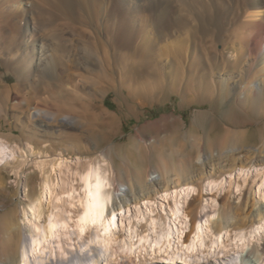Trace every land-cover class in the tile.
<instances>
[{
  "label": "rangeland",
  "instance_id": "374dc122",
  "mask_svg": "<svg viewBox=\"0 0 264 264\" xmlns=\"http://www.w3.org/2000/svg\"><path fill=\"white\" fill-rule=\"evenodd\" d=\"M261 11L260 15L264 17V0H0V96L2 94V97L4 96V98L1 97L4 99L3 101L0 98V110H3L0 114L1 116L2 113L6 114V118L0 116V140L6 142L7 139L1 138V136H11L6 142L9 144H6L7 147L0 161V219L3 216L7 217V219L3 218L5 221L8 220L6 224L15 227L10 234L15 243L28 235L23 213L29 215V208L25 205L29 198L36 197L39 193L41 178L45 171H51L52 179H55V182L51 181V186L53 185L51 191L49 190L51 193L44 194L42 200L44 215L49 212L53 203H62L64 204V212H62L64 217L73 223L72 210L75 208L64 201L69 198L67 189H70L71 185L76 186L80 169L86 164L101 159L104 161L103 163L110 166L113 172L112 164H109L113 156L112 152L116 148L127 146L130 140L138 142V137L144 144L142 145V154L145 158V152L152 158H159L161 155L167 156L172 151L170 149V138L173 135L171 129L178 123L179 128L176 130L181 136H186L189 131L194 134L195 138L199 135L197 132H201L200 128L208 127L207 122L197 116L198 113L206 111L208 105L185 102L177 93L168 95L161 102L153 100L154 102H150L146 106L129 107L125 101L123 103L121 100L123 77L125 74L130 77L134 76L133 72H129L128 69L142 67V80L154 84L159 80L160 74L164 76L166 72H169L173 75L176 64L180 62L183 78H185L190 72L187 68L188 58L195 49L202 64L194 66L193 70L202 71L203 68L210 70L207 78L204 79L197 75L195 80L211 81L210 91L216 92L219 86L216 88L213 82L219 76H224L226 71L231 76H236L240 72V67H235L230 71L228 65L231 60L235 59L236 61V51H239L240 54L244 53L250 38L256 33L254 27H249L246 24L253 18L252 16ZM263 17L261 19H264ZM262 21L264 23V20ZM261 33V38L264 39V29ZM34 39L49 44L50 49L47 53L50 55L49 61L53 66L57 62L55 65L57 68L53 71L55 73L52 72L50 76L43 77L45 81L43 83L41 82L42 75L37 67V58L41 54L40 45L35 46V55L31 59L29 45ZM179 44L183 46H179ZM178 47L183 48L181 59L177 53L176 48ZM228 52L229 54H227ZM215 61L219 63L216 73L211 71L212 67L209 68ZM29 63H32L31 69L28 68ZM132 81H134V77ZM41 83L51 92L48 93L46 90L47 92L35 93L34 91L39 88ZM6 88L11 90L10 93L15 89L13 93H19V98L34 94V97H37L35 103L27 109L22 100L13 99L11 94H8L9 97L6 95V99ZM3 89L6 91H2ZM53 93L54 96L63 94L61 98L65 102H71L68 98H72V96L80 98H85L87 95L92 96L97 100L95 103L102 110L116 118L115 124L110 129L113 134L112 139L107 143H100L99 140L93 139L89 133L85 132L82 117L70 115L66 111L57 114L54 106L49 103L52 101L49 98L54 97L51 96ZM46 98V102L41 101ZM61 98L56 97L55 99L62 100ZM16 101L20 103V108L13 107V104L16 105ZM234 101L239 102H235V106L240 109L242 107L241 100L229 95L222 99L219 107L226 110L228 105H233ZM42 105L49 106L53 114L42 113L32 120L30 115H36L34 107L39 106L44 109L45 107ZM163 117H169V124L163 122L164 125L159 128V121ZM223 117L225 118V114L223 116L219 111L215 119L222 124ZM40 121L48 122L47 126L43 127L45 132L37 131L40 129ZM261 122L264 123L263 120L250 122L251 129ZM261 127L260 132H250L248 137L249 140L254 137L253 143L264 138V125L262 124ZM98 130L102 133L108 129L102 126L98 127ZM214 133H217V130ZM75 136L78 137L77 140H72L71 138ZM195 138L192 139V143L196 150L197 143L202 142ZM45 143H48V146L43 147ZM128 157L123 156L122 161L116 159L117 165L114 166L115 169L119 168V163H121L124 168L125 181L123 184L125 187L123 186L122 189L126 195L131 194L133 190L136 171L140 172L142 177L144 176V180L152 172L156 175L164 173L162 164L159 163L160 160L159 162L146 160L143 167H138L134 162L137 157L134 149L129 150ZM175 171L168 169L166 174L172 176L177 172ZM234 173L232 180L240 181L243 174L241 173V177H238L237 173L240 172ZM190 176L191 174L186 176L189 181L183 180L182 182H192ZM229 176V174H225L224 181H228ZM193 183L195 186L197 185L196 182ZM64 190L65 192H63ZM203 192V204L209 208L204 209L199 216L201 223L206 224V213L216 214L215 220L218 218V214L217 210L212 212L215 210L211 207L213 193ZM161 194L164 193L153 195L148 200H141L138 206L128 203L129 205L116 211V245L120 244L122 240H130V236L133 241H136L137 237L146 235L149 232V221L153 218L157 219L154 220L156 226L163 223L160 221L161 218V220L166 219L169 222L171 203H173L171 201L173 200L170 197V199L162 198ZM118 201L116 202L118 203ZM147 201L149 211L143 215L142 212L144 213L143 210L146 208L143 204H147ZM18 202H23V204ZM216 203V208H218L219 201L216 200ZM135 210H139L142 216H135ZM7 212L10 215L7 216ZM158 220L159 222H157ZM182 220L181 216L179 226L184 227ZM148 223L149 225H147ZM16 225H20L21 229L19 227L20 230L16 229ZM207 225L211 236L216 237L212 223H207ZM131 230L133 231L132 235ZM69 231H72V226L69 227ZM14 232L15 234L20 232L22 237L18 234L17 237ZM183 232L184 239L188 231L183 230ZM227 234L230 235L229 232ZM69 237L71 240L67 239L69 244L66 240L65 248L71 249V254H66L64 260L78 255L86 236L82 240L75 239V235L72 234ZM6 238L7 236L4 235L1 239L0 253H2V241ZM175 238H172L173 244L177 241ZM222 239L223 241L227 240L226 236H222ZM226 243L227 241L224 242V244ZM263 243V240L259 241V245ZM247 250L242 253V256L240 255L242 260L239 264H251L250 258L246 257ZM82 255L89 257L94 254L87 249ZM147 257L149 256L146 254L142 256L143 264H161L158 259L150 257L147 259ZM60 258L52 257L46 261V264H56ZM132 259L134 258L132 257ZM180 261L182 262V260ZM115 264L134 263L117 256ZM207 264H226V257L221 256L215 261L211 259Z\"/></svg>",
  "mask_w": 264,
  "mask_h": 264
},
{
  "label": "bare ground",
  "instance_id": "6f19581e",
  "mask_svg": "<svg viewBox=\"0 0 264 264\" xmlns=\"http://www.w3.org/2000/svg\"><path fill=\"white\" fill-rule=\"evenodd\" d=\"M261 13L262 11L258 12L257 15L252 16L253 18L249 16L252 19L249 20L246 25L254 27L256 33L250 38L244 53L240 54L239 51H236V61L235 59L231 60L228 65L230 66V71L235 69V67H240V72L236 76H231L227 73L228 71H226L224 76H219L218 79L213 82L216 88L219 86L216 92L210 91L212 82L204 80L209 76L210 70H205V68H203L202 71L193 70L194 66L202 64L201 58H199L195 49L188 58L187 68L188 72H190L185 78H183V72L180 68V62L178 61L179 58L181 59L183 49L181 47L176 48L178 50V52H176L180 57L177 59L179 64L176 62L177 64L173 75L169 72H166L164 76L160 74L159 80L154 84H150L142 80L143 70L142 67H139L128 69L129 72H133L134 81H132L133 77H130L128 74H125L123 77V84H121V100L122 102L125 101L129 107H136L135 105L146 106L148 103L154 102L153 100H159V102H161L168 95L173 93L180 95L185 102L189 101L188 103L191 104L198 103L201 105H208L206 111L197 114V116H200L207 122L208 127H206V129L202 127L200 128L201 132H197L199 135L196 134V138L202 143H197L198 147L196 150L193 148L194 145L192 143V139L195 138L193 136L194 134L188 131L186 136H181L176 130L179 128V123L174 126V128H170L172 130L171 134L173 132L170 138V149H172V151H170L167 156L161 155L159 158H152L145 152V158L142 154V145L144 144L140 137H138V142L130 140L127 146L116 148L114 151L110 148L111 151H113V156L111 153L112 157L109 164H112L111 167L113 172L109 165L103 163V160L93 159L94 161H91V163L88 162L89 164H86L80 169L76 186L73 187L71 185L70 189H67L69 198L64 202H68L71 207L73 206L75 208L72 210L74 214L73 223L64 217L62 213L64 212V204L62 203H53L49 212L47 211L48 213L44 215L45 211L43 209L42 200L44 194L46 195L48 192L50 194L51 187H53V185L51 186L53 175H51V171H45V174L41 178L39 193L36 197L29 198L26 205L24 204L29 208V215L25 214V212L23 213V220L28 228V235H26V237L24 236L21 240L17 238L19 242L15 243L13 238L10 237L15 227L6 224L8 220L5 221V219H7V217L5 218L3 216L5 219L3 220L2 217V219H0V242L4 235L7 236L1 244L2 253H0V264H46V261L52 259V257H61L56 264H115V258L117 256L129 260L134 264H143L144 259H142V256H144V254L151 259H158L161 264H177L181 262L180 260H182L181 263L183 264H207L209 260L212 259L215 261L221 258V256L226 257V264H239L242 260V253L247 249L246 257H248V259L250 258L251 264H264V243L259 245L260 240L264 241V138L260 139L259 142L253 143L255 140L254 137H251L250 140L248 137L251 131L253 133L260 132L262 130L261 125H264V123L261 122L251 129L252 125L250 123L258 120H263L264 122V39L261 38V31L264 29L262 20L264 19H261L263 17L260 15ZM182 16L180 17L182 18ZM177 17L179 18V16ZM184 42L186 43V41ZM37 45H40L41 49V54L38 56L39 58L36 57L38 59L37 67L42 75L41 79H43V77L50 76V73L57 68L55 67L57 62L54 63L53 66L49 61L50 55L47 54L50 49L49 44L35 39L31 41L29 45L32 54L31 59H33L35 55L34 49ZM179 46L183 45L179 44ZM227 54H229V52ZM218 65L219 63L215 61L212 62L209 68L212 67L211 71L216 73L219 67ZM31 66L32 63H29L28 68L31 69ZM255 70H257L258 73H256L257 71L255 72ZM197 75L204 79L199 81L195 80V76ZM230 80L231 82L229 83ZM43 81L44 79L41 82L43 83ZM42 83L34 92L39 94L48 91V93H50L51 90L44 88ZM44 85L46 84L44 83ZM15 89H13V92ZM2 91L6 90L3 89ZM10 92L11 90L7 89V94L4 93L5 96L11 94L13 99H17L18 101L22 100L27 109L35 103V98H37L36 96L34 97V94L33 96L26 95V97L19 98V93ZM63 94L65 93L63 92ZM63 94L54 96L53 93L51 96L53 95L54 97L51 99L49 98V100H52L49 103L54 106L57 114L66 111V113L70 115L82 117V124L84 123L85 132L89 133L91 135L90 137L93 139L96 138L97 141L99 140L100 143H107V141L112 139L113 134L110 129L115 124L116 118L102 110L101 107L95 103L97 100L87 95L85 98L72 96V98H68L71 102H65L61 98ZM227 95L232 98L237 97L239 101L241 100L240 104L242 107L237 109L235 102L237 103L238 101H234L233 105L230 104L226 110H222L219 106L222 103V99ZM56 97H60L62 100H57L55 99ZM2 98H4V96ZM2 98L1 100L3 101L4 99ZM46 100L47 98L41 101L46 102ZM14 106L18 108L21 107L19 102H17L16 105L13 104V107ZM42 106L45 107V110L39 106V108L37 106L34 107L36 108V115H30L32 120L42 113L48 115L53 114L49 106ZM2 111L0 110V112ZM219 111L223 116L225 114L222 124L215 119ZM2 114L3 115L1 116L0 114V116L6 118V114ZM168 119L169 117H163V119L159 121V128L163 126L164 123H168ZM40 122V129L37 131L45 132L43 127L47 126L48 122ZM102 126L106 127L108 130L100 133L98 132V127ZM216 130L217 133H214ZM10 137L11 136L8 135L5 137L1 136V138L7 139L6 142ZM77 138L78 137L75 136L71 139L77 140ZM6 142L0 140V161L2 154L9 144ZM45 146H48V143H45L43 147ZM131 149H134L137 153L134 162L138 167H143L146 160H154L156 162L160 160L159 163L162 164L161 167H163L164 173L162 172L163 174L156 175L152 172L147 176L146 180H144V176L142 177V174L135 170L134 187L132 188L131 186L133 190L131 194L126 195L124 193L125 191L122 189L124 186L123 182L125 181L123 175L124 168L121 163H119V168L115 169L114 166L117 163L116 159L122 161L123 156L129 158L128 152ZM168 169H173L177 172L175 171L176 173L174 175L169 176L166 174ZM237 171L240 172L237 173L238 177H241V173L243 175L241 180L239 179L240 181L236 180L235 182L232 180V174ZM188 174H191L190 179L192 182L183 183V180L189 181L186 178ZM225 174L230 175L229 178H227L228 181H224L223 179ZM54 182L55 179L52 183ZM193 182H196L197 185L195 186ZM173 189L174 191H172ZM203 191L213 193L211 207L215 210L212 212L217 210L218 214V218L215 220L216 214L209 215L210 213H206V224L201 223V217L199 216L204 209L209 208V206L203 204ZM63 192H65V190ZM161 192L164 193L163 195L161 194L162 198L168 199L170 197L171 200H173H170L173 203H171L169 222H167L166 219L161 220V218L160 221H163V223L156 226L155 221L157 219L153 218L149 221V232L146 235L143 236L141 234V237L136 236V241H133V238L130 236V240H122L120 244L116 245V211L131 203L138 206L141 200L151 199L153 195ZM117 200H119L118 203L116 202ZM216 200L219 201L218 208H216ZM18 203L23 204V202ZM143 205L146 208L143 210L144 213L142 212V214L145 215L149 211L148 201L147 204ZM142 214L139 210H135V216H142ZM8 215H10L9 212H7V216ZM181 216L184 227L179 226V218ZM157 222H159V220ZM149 223L147 225H149ZM207 223H212L216 237L211 236ZM19 226L16 225V229ZM70 226H72V231H69ZM19 228L21 229V227ZM183 230L188 231L184 239ZM131 232L132 235L133 231L131 230ZM228 232L230 235L227 234ZM19 233L20 232L17 234L21 236ZM71 234L73 236L75 235V239L77 240H82L85 236L86 237L81 244L78 255H73L64 260L63 258L66 254H71V249L65 248L66 240L71 238L69 237ZM222 236H226V244H224L225 241H223ZM173 237L177 239L174 244L172 242ZM87 249L91 250L94 255L84 257L82 254ZM132 257L134 259H132ZM149 257H147V259Z\"/></svg>",
  "mask_w": 264,
  "mask_h": 264
}]
</instances>
